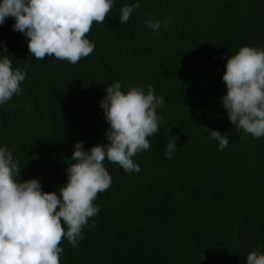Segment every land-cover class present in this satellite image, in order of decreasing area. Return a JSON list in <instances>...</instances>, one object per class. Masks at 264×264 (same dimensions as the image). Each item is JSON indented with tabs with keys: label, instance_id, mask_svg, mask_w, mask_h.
<instances>
[{
	"label": "trees",
	"instance_id": "trees-1",
	"mask_svg": "<svg viewBox=\"0 0 264 264\" xmlns=\"http://www.w3.org/2000/svg\"><path fill=\"white\" fill-rule=\"evenodd\" d=\"M14 23L0 24V49L26 76L0 104V147L18 163V182L37 178L43 191H58L76 142L86 150L108 143L100 102L110 84L151 85L164 99L149 150L132 157L140 170L104 161L111 186L78 245L62 241L60 264H247L250 252L264 253V137L236 128L221 101L228 57L242 46L264 49V0H113L87 34L94 51L77 64L36 59ZM203 127L228 145L219 150Z\"/></svg>",
	"mask_w": 264,
	"mask_h": 264
},
{
	"label": "clouds",
	"instance_id": "clouds-1",
	"mask_svg": "<svg viewBox=\"0 0 264 264\" xmlns=\"http://www.w3.org/2000/svg\"><path fill=\"white\" fill-rule=\"evenodd\" d=\"M138 7L139 3L122 7L119 22H127ZM112 8L113 0H0V24L14 18L13 29L28 38L36 59L54 56L77 64L95 49L87 38L92 25L103 24ZM145 23L153 30L161 26L156 19ZM10 57L6 46L0 49V104L21 91L26 76L13 69ZM225 67L227 91L221 101L229 121L246 135L264 137V49L242 46ZM105 91L100 107L109 124L108 143L86 150L82 141L76 142L67 181L58 191H43L37 178L18 182V163L6 146L0 147V264H60L62 241L78 245L82 230L99 212L94 201L111 186L104 161L129 173L140 170L132 157L149 150L148 138L158 132L162 119L156 110L164 99L151 85L147 91L134 86L124 92L120 82H114ZM203 130L218 141L219 150L228 145L220 131ZM175 150L176 142L169 141L166 156L171 158ZM246 259L247 264H264V253L253 251Z\"/></svg>",
	"mask_w": 264,
	"mask_h": 264
}]
</instances>
